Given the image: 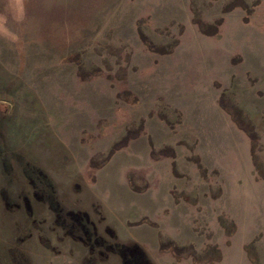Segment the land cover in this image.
<instances>
[{"label":"rangeland","instance_id":"obj_1","mask_svg":"<svg viewBox=\"0 0 264 264\" xmlns=\"http://www.w3.org/2000/svg\"><path fill=\"white\" fill-rule=\"evenodd\" d=\"M0 264H264V0H0Z\"/></svg>","mask_w":264,"mask_h":264}]
</instances>
